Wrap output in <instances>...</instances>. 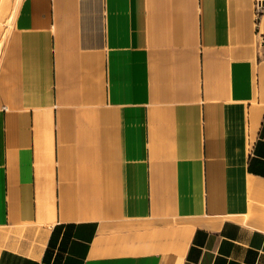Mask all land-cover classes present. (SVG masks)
Segmentation results:
<instances>
[{"label":"crops","instance_id":"crops-1","mask_svg":"<svg viewBox=\"0 0 264 264\" xmlns=\"http://www.w3.org/2000/svg\"><path fill=\"white\" fill-rule=\"evenodd\" d=\"M253 1L15 0L0 264H264Z\"/></svg>","mask_w":264,"mask_h":264},{"label":"rangeland","instance_id":"rangeland-1","mask_svg":"<svg viewBox=\"0 0 264 264\" xmlns=\"http://www.w3.org/2000/svg\"><path fill=\"white\" fill-rule=\"evenodd\" d=\"M15 0H0V59L6 39L11 31L9 17L13 12Z\"/></svg>","mask_w":264,"mask_h":264},{"label":"built area","instance_id":"built-area-1","mask_svg":"<svg viewBox=\"0 0 264 264\" xmlns=\"http://www.w3.org/2000/svg\"><path fill=\"white\" fill-rule=\"evenodd\" d=\"M253 11L256 18H260V16L264 13V0H254Z\"/></svg>","mask_w":264,"mask_h":264}]
</instances>
